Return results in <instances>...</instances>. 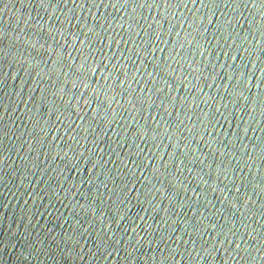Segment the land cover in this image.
I'll list each match as a JSON object with an SVG mask.
<instances>
[{"label":"water","instance_id":"1","mask_svg":"<svg viewBox=\"0 0 264 264\" xmlns=\"http://www.w3.org/2000/svg\"><path fill=\"white\" fill-rule=\"evenodd\" d=\"M0 167L145 264H264V0H0Z\"/></svg>","mask_w":264,"mask_h":264}]
</instances>
